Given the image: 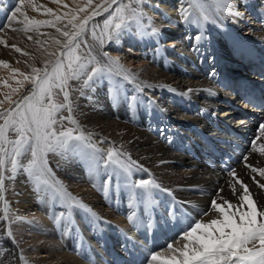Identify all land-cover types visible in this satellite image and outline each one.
<instances>
[{"label": "bare ground", "instance_id": "6f19581e", "mask_svg": "<svg viewBox=\"0 0 264 264\" xmlns=\"http://www.w3.org/2000/svg\"><path fill=\"white\" fill-rule=\"evenodd\" d=\"M84 2L79 0L81 6ZM190 2L193 7H189ZM230 2L231 11H217L218 0H143L140 26L132 24L102 48L87 37L94 46L93 55L108 52L118 57L123 68L130 70L133 82L122 76L98 78L81 95L79 84L70 81L73 116L103 152L115 149L125 153L147 171H137L134 166L131 177L113 174L107 182L102 166L94 173L79 156L69 153L65 159L50 154L49 165L55 174L49 177L50 183L66 188L96 217L76 208L69 214L59 203L53 204L52 192L38 194L22 170L14 178L5 174L3 195L9 217L7 221L0 219V264H92L87 259L89 249H94L92 254L100 262L104 237L120 242L118 229L123 237L142 240L148 255L152 239L157 243L154 251H163L168 243L182 246L185 241L180 235L189 218L207 221L218 215L200 214L209 210L211 200L222 202L219 197L237 203L243 192L241 180L248 184L258 210L264 206V189L252 180L255 176L264 183V177L247 167H264V158L251 150L259 125L264 123V0ZM99 3L93 0V7ZM36 4L38 11L28 4L23 11L38 20L54 19L44 13L45 8L63 15L78 7L74 0H63V4L36 0ZM184 8L192 13L191 22L181 16ZM201 12L208 16L207 21ZM87 14L79 15L83 18ZM107 15L94 21L102 24ZM66 25L65 19L56 27L72 31ZM56 27L25 32L20 30L22 24L7 19L0 23V41H6L0 43V61L10 66H0V80L8 79L16 87V80L22 77L17 73L12 79L10 69L30 74V66L43 68L46 60L55 61L67 39ZM152 27L160 34L152 35ZM57 39L61 44L55 43ZM77 51L87 50L82 45ZM53 52L57 55H50ZM28 88L25 83L13 99H19ZM190 88L193 91L188 92ZM8 91L0 83V93ZM57 98L62 100V95ZM262 142L260 138L257 145ZM223 157L231 164L227 172L219 162ZM230 169L236 177L229 175ZM141 179L155 180L169 191L153 189L145 197L143 190L132 188ZM61 211L65 216L57 223L55 217ZM9 226L11 237L6 234Z\"/></svg>", "mask_w": 264, "mask_h": 264}, {"label": "snow or ice", "instance_id": "6c2138e0", "mask_svg": "<svg viewBox=\"0 0 264 264\" xmlns=\"http://www.w3.org/2000/svg\"><path fill=\"white\" fill-rule=\"evenodd\" d=\"M52 2L63 4V0H52ZM74 3H77L78 7L69 9L63 15H57L53 9L45 8L44 13L53 16L54 19L38 20L30 18L23 11L25 4L38 11L36 0H19L18 4L8 9L10 14L6 15L9 22L22 24L23 28L20 30L25 32L38 30L41 26L56 27L65 19L66 27L70 25L72 31L56 27V31L67 39L55 61L46 60L43 68L30 66V74L20 72L19 69H10L12 79L17 73L22 77L16 80V87H13L8 79L0 80L3 86L10 89L8 92L0 93L3 96L0 99V202L3 203L0 209L3 216L0 219L4 221L9 217V205L3 195L5 172L9 171L11 173L9 178H14L21 170L33 181L38 194L42 190L52 192L50 199L53 204L59 203L68 210L69 214L73 208H76L96 217V213L90 207L79 199L71 197L66 188H59L54 183H50L49 177H54L55 174L49 165V154L65 159L69 153L79 156L89 164L90 170L94 173L102 166L107 182L112 180L113 174L131 177L134 166L137 171H147L125 153L115 149L103 152L93 143L92 134H85L79 121L73 116L75 110L72 100L73 89L69 83L80 82L78 90L83 95L84 88L90 87L91 82L98 78L122 76L133 82L130 70L123 68L118 57L114 58L108 52L93 55L95 49L87 37L91 36L92 40L102 48L105 43L118 39L132 24L140 26L144 17L140 7L142 0H135L136 7H133V0L127 2L100 0L95 7L93 0H85L82 6L79 0H74ZM63 6L68 8L66 4ZM189 7H193L191 2ZM221 8L231 11L230 0H218L217 11ZM89 9L92 10L89 12ZM3 11L4 9L0 8V12ZM80 13L88 14L81 18ZM105 13L108 15L103 19L102 24L94 21L95 17ZM201 14L203 15L202 12ZM235 14L239 15L238 12ZM191 15L189 8L182 9L181 16L185 22H191ZM203 19L207 21L208 16L203 15ZM151 34L159 35L160 32L152 27ZM28 39L31 40V37L29 36ZM0 43L6 44V41ZM55 43L61 44V41L57 39ZM82 45L87 51L78 53L77 50L81 49ZM12 47L17 52L21 51L15 45ZM50 55L57 54L53 52ZM0 66L10 67L6 61H0ZM25 83L29 84L30 88L19 99H13V96L24 90ZM139 91L142 92L143 88H139ZM187 91L191 92L193 89ZM59 95H62V100L57 99ZM135 99L132 97V100ZM6 104L8 107H5ZM65 112L67 115H64ZM64 121H67L71 127L65 126ZM260 138H264V123L259 125V135L251 142L252 152H258L264 157V143L257 145V140ZM122 156H126V159H121ZM247 159L248 157L245 156L244 160ZM247 167L253 173H259L264 177V167L257 168L250 164ZM109 169L111 173L108 172ZM229 175L236 177L235 170L230 169ZM252 180L260 189H264V183L256 180L255 176ZM238 182L243 192L238 197L237 203L223 197H219L222 201L220 203L217 199L211 200L209 210L200 215L204 217L213 212L218 215L207 221L203 218L195 220L189 218L188 227L183 228L180 235V239L185 243L179 247L168 243L163 251L150 252L145 264H264V206L258 210L257 202L249 192L248 184L243 183L242 180ZM132 188L143 190V195L146 197L153 189H161V185L155 180L141 179L133 183ZM219 191L222 192L223 189ZM232 191L235 194V184L232 185ZM134 215L135 213L129 216V220H132ZM64 216L65 212L61 211L59 216L55 217L56 222L59 223L60 218ZM6 234L12 236L10 226ZM2 255L3 253L0 252V256Z\"/></svg>", "mask_w": 264, "mask_h": 264}, {"label": "rangeland", "instance_id": "374dc122", "mask_svg": "<svg viewBox=\"0 0 264 264\" xmlns=\"http://www.w3.org/2000/svg\"><path fill=\"white\" fill-rule=\"evenodd\" d=\"M14 1H19V0H0V8H3L4 9V11L3 12H0V23H1V25H2V23L4 22V21H6V15H8V14H10L9 12H8V9H10L14 4ZM143 1V0H142ZM20 33H18L17 35H19ZM20 42V41H19ZM10 49V47H6V50H9ZM41 66L42 65H39V67L38 68H41ZM80 82H77L76 81V85L77 84H79ZM58 99V98H57ZM67 122L66 121H64V124H65V126H67V127H71V125H69L68 123L66 124ZM262 141L264 142V138H262ZM262 142V143H263ZM50 155V154H49ZM264 158V157H263ZM256 167H258V166H256ZM259 168V167H258ZM5 174L7 175V176H9V174H10V172L9 171H6L5 172Z\"/></svg>", "mask_w": 264, "mask_h": 264}]
</instances>
